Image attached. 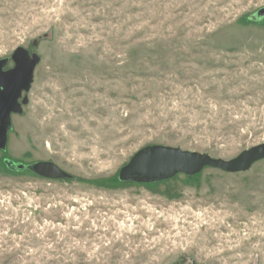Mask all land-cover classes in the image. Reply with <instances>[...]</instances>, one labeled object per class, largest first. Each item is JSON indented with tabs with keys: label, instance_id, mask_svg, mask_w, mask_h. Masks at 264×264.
Segmentation results:
<instances>
[{
	"label": "rangeland",
	"instance_id": "obj_1",
	"mask_svg": "<svg viewBox=\"0 0 264 264\" xmlns=\"http://www.w3.org/2000/svg\"><path fill=\"white\" fill-rule=\"evenodd\" d=\"M264 0H0V59L37 53L0 150V264H264V158L119 181L161 145L264 142ZM53 161L66 179L8 169Z\"/></svg>",
	"mask_w": 264,
	"mask_h": 264
},
{
	"label": "water",
	"instance_id": "obj_2",
	"mask_svg": "<svg viewBox=\"0 0 264 264\" xmlns=\"http://www.w3.org/2000/svg\"><path fill=\"white\" fill-rule=\"evenodd\" d=\"M262 16L264 7L259 8L256 13L257 18ZM9 58L13 64L9 68H5L8 58L0 59V150H5L7 131L12 125L11 114H21L22 105L28 102L27 93L33 82V71L40 59L37 53H30L21 46H18ZM263 158L264 142L249 147L228 160L166 145H149L135 152L131 160L120 168L118 180L151 184L179 173L191 177L207 166L227 172L246 171L254 162ZM3 163L8 169H27L35 176L48 179L71 177L53 161L37 160L31 164H21L4 159Z\"/></svg>",
	"mask_w": 264,
	"mask_h": 264
}]
</instances>
